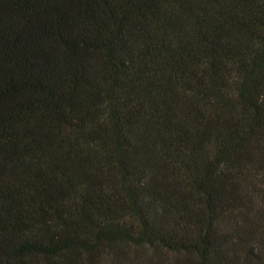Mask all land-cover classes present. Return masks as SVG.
<instances>
[{"label":"trees","instance_id":"16d2710c","mask_svg":"<svg viewBox=\"0 0 264 264\" xmlns=\"http://www.w3.org/2000/svg\"><path fill=\"white\" fill-rule=\"evenodd\" d=\"M0 264H264V0H0Z\"/></svg>","mask_w":264,"mask_h":264}]
</instances>
